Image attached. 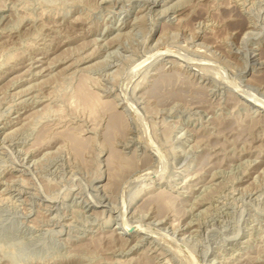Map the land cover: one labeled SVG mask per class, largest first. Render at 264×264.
<instances>
[{"label": "rangeland", "instance_id": "374dc122", "mask_svg": "<svg viewBox=\"0 0 264 264\" xmlns=\"http://www.w3.org/2000/svg\"><path fill=\"white\" fill-rule=\"evenodd\" d=\"M263 197L264 0H0V264H264Z\"/></svg>", "mask_w": 264, "mask_h": 264}, {"label": "bare ground", "instance_id": "6f19581e", "mask_svg": "<svg viewBox=\"0 0 264 264\" xmlns=\"http://www.w3.org/2000/svg\"><path fill=\"white\" fill-rule=\"evenodd\" d=\"M161 52H162V51H161ZM164 53H165V52H164ZM168 54H169V53H168ZM178 54H180V53H178ZM157 55H158V54H157ZM162 55H163V54H162ZM162 55H159V57L157 56L158 60H159V58L162 57ZM166 55H167V54H166ZM160 56H161V57H160ZM167 56H168V55H167ZM174 57H175V56H174ZM178 57H179V56H178ZM178 57H177V58H178ZM197 57H198V56H197ZM152 58H153V57H152ZM155 58H156V55H155ZM154 60H155V59H154ZM143 61H144V60H143ZM148 61H150V60H148ZM174 61H175V60H174ZM176 61H177V60H176ZM150 62H151V61H150ZM152 63H153V62H152ZM140 64H142V63H140ZM148 64H151V63H148ZM138 65H139V64H138ZM206 65H207V64H206ZM51 66H52V65H51ZM148 66H149V65H148ZM65 67H66V66H65ZM136 68H137V67H136ZM39 71H40V70H39ZM39 71H38V72H39ZM216 73H218V72H216ZM218 74H220V73H218ZM219 77H220V76H219ZM35 88H36V87H35ZM242 95H243V94H242ZM251 103H252V102H251ZM125 105H126V104H125ZM130 105H131V104H130ZM132 105H133V104H132ZM130 108H131V107H130ZM132 108H134V105L132 106ZM128 111H129V110H128ZM134 111H135V110H134ZM126 112H127V111H126ZM11 131H12V130H11ZM154 153H156V152L153 151V154H154ZM158 154H159V153H158ZM151 155H152V154H151ZM155 155H157V153H156ZM159 155H160V154H159ZM153 158H154V157H153ZM162 161H163V160H162ZM162 161H161V163H162ZM158 163H159V162H158ZM161 163H160V165L163 164V163H162V164H161ZM160 168H161V167H160ZM153 170H154V169H153ZM144 173H146V172H144ZM148 173H149V172H148ZM146 174H147V173H146ZM149 174H151V173H149ZM149 174H147V175H149ZM143 175H145V174H143ZM139 176H140V175H139ZM141 176H142V175H141ZM141 176H140V177L136 176V177H138L137 180H138L139 178H141ZM261 176H262V175H261ZM142 177H143V176H142ZM144 178H145V177H144ZM134 179H135V177H134ZM135 180H136V179H135ZM133 181H134V180H132V182H133ZM126 184H127V182H126ZM125 186H126V185H125ZM124 189H126V188H124ZM125 191H126V190H125ZM252 193H253V192H252ZM263 198H264V197H263ZM247 200H248V199H247ZM121 205H122V204H121ZM128 205H129V204H128ZM119 208H120V207H119ZM121 208H122V207H121ZM194 208H195V207H194ZM240 209H241V208H240ZM123 211H124V210H123V208H122V212H123ZM128 214H129V213H128ZM130 220H132V219H130ZM132 221H133V220H132ZM136 223H137V222H136ZM126 224H128V222H127ZM130 224H132V225H126V226L124 225V228H125V229H124L123 234H127L128 232H130V229H131V228H133V231H134V230H138V228H136L135 226H133V223L130 222ZM134 224H135V223H134ZM137 225H138V223H137ZM148 225H149V224H148ZM130 226H131V227H130ZM141 226H143V225H141ZM147 227H148V226H147ZM150 228H151V227H150ZM120 230H121V229H120ZM141 230H142V229H141ZM145 232H146V231H145ZM145 232L143 231V234H145ZM172 232H173V231H172ZM140 233H141V232H140ZM133 234H134V233H133ZM161 234H162V233H161ZM169 234H172V233H169ZM193 234H194V233H193ZM146 235H147V234H146ZM164 235H165V234H164ZM174 235H175V233H174ZM174 235H173V236H174ZM138 236H139V235H138ZM140 236H141V235H140ZM140 236H139V237H140ZM144 236H145V235H143V237H144ZM151 238H152V237H151ZM172 239H173V238H172ZM179 239H180V238H179ZM205 239H206V238H205ZM174 240H175V238H174ZM184 241H185V240H184ZM184 241L181 239V242H182V243H184ZM175 242H176V241H175ZM181 242H180V243H181ZM185 242H186V241H185ZM172 243H173V242H172ZM186 243H188V242H186ZM176 244H177V243H176ZM178 244H179V243H178ZM174 245H175V244H174ZM184 245L187 247V245H186L185 243H184ZM189 246H190V245H188V247H189ZM188 247H187V248H188ZM173 248H174V247H173ZM189 248L191 249L192 247L190 246ZM204 248H205V247H204ZM193 249H194V250H193ZM193 249H192V252H193V251L195 252L196 250H195L194 247H193ZM175 250H176V248H175ZM172 252H174V251H172ZM178 252H180V251H178ZM195 253H196V252H195ZM195 253H194V254H195ZM176 254H177V253H176ZM178 254H179V256H180L181 253H178ZM192 255H193V254H192ZM176 256H177V255H176ZM179 256H178V257H179ZM186 256H187V255H186ZM173 257H174V256H173ZM181 257H182V256H181ZM183 257H185V256L183 255ZM196 257H197V256H196ZM186 258L188 259V257H186ZM163 260H164V259H163ZM188 260H189V259H188ZM188 260H187V261H188ZM194 260H195V259H194ZM194 260H193V261H194ZM187 261H186V262H187ZM189 262H190V260H189Z\"/></svg>", "mask_w": 264, "mask_h": 264}, {"label": "water", "instance_id": "95a60500", "mask_svg": "<svg viewBox=\"0 0 264 264\" xmlns=\"http://www.w3.org/2000/svg\"><path fill=\"white\" fill-rule=\"evenodd\" d=\"M133 230V228L130 229V231Z\"/></svg>", "mask_w": 264, "mask_h": 264}]
</instances>
